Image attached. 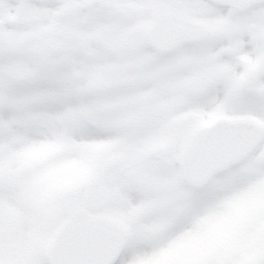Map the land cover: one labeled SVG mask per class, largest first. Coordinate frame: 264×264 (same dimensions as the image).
Instances as JSON below:
<instances>
[{
	"label": "snow or ice",
	"instance_id": "snow-or-ice-1",
	"mask_svg": "<svg viewBox=\"0 0 264 264\" xmlns=\"http://www.w3.org/2000/svg\"><path fill=\"white\" fill-rule=\"evenodd\" d=\"M0 264H264V0H0Z\"/></svg>",
	"mask_w": 264,
	"mask_h": 264
}]
</instances>
